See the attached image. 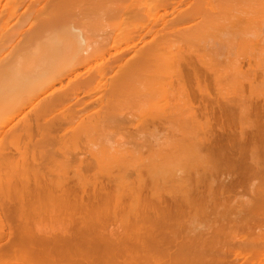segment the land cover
<instances>
[{
	"label": "bare ground",
	"instance_id": "1",
	"mask_svg": "<svg viewBox=\"0 0 264 264\" xmlns=\"http://www.w3.org/2000/svg\"><path fill=\"white\" fill-rule=\"evenodd\" d=\"M0 264H264V0H0Z\"/></svg>",
	"mask_w": 264,
	"mask_h": 264
},
{
	"label": "rangeland",
	"instance_id": "2",
	"mask_svg": "<svg viewBox=\"0 0 264 264\" xmlns=\"http://www.w3.org/2000/svg\"><path fill=\"white\" fill-rule=\"evenodd\" d=\"M230 171L232 172V171H233V169H230ZM230 171L228 170V172H230ZM231 172H230V173H231Z\"/></svg>",
	"mask_w": 264,
	"mask_h": 264
}]
</instances>
